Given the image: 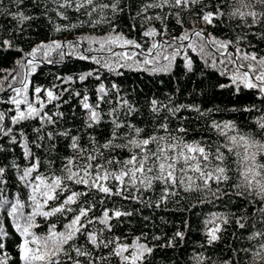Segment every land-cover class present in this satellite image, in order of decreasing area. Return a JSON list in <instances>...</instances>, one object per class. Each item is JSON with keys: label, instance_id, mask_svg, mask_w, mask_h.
<instances>
[{"label": "snow or ice", "instance_id": "6c2138e0", "mask_svg": "<svg viewBox=\"0 0 264 264\" xmlns=\"http://www.w3.org/2000/svg\"><path fill=\"white\" fill-rule=\"evenodd\" d=\"M9 2L17 10L0 0V16L16 24L0 39V59L5 52L17 58L12 68H0V140L6 138L0 143V264H152L157 250L179 248L186 232L178 228L165 239L121 226L140 213L135 205L168 210L193 193L196 203L182 211L216 202L235 211L203 221V251L192 253L191 264H242L241 251L250 258L243 264H264V227H256L264 225V49L255 42H264V0H32L53 33L79 34L48 37L29 50L17 36L39 17L20 8L24 0ZM67 58L94 67L54 74L50 86L34 82L42 65ZM197 60L225 78L217 82L221 90L251 93L252 102L201 109L153 98L150 118L139 126L140 109L118 83L104 82V73L170 74L179 66L193 73ZM75 84L83 91L70 87ZM73 97L80 112L73 108L72 115L82 119L75 133L59 126ZM220 111L247 113L252 121L217 120ZM199 120L202 129L190 127ZM101 126L103 139L95 134ZM17 148L20 156L9 159ZM233 227L235 239L247 232L257 243L229 244L231 257L213 259L207 250Z\"/></svg>", "mask_w": 264, "mask_h": 264}, {"label": "trees", "instance_id": "16d2710c", "mask_svg": "<svg viewBox=\"0 0 264 264\" xmlns=\"http://www.w3.org/2000/svg\"><path fill=\"white\" fill-rule=\"evenodd\" d=\"M5 6L15 12L17 9L14 5H11L9 0H4ZM48 7H52L48 4ZM20 8L27 15H34L39 17L38 19L27 22L24 25L23 36H17V43L25 50H29L34 44L45 40L48 37L54 39H74L79 32L73 33H53L51 25H49L47 19L42 15V7L37 8L33 5L32 0H24V3L20 5ZM49 15H54L49 13ZM0 24L3 28H0V39L8 38V30L13 28L16 24L10 17L0 16ZM87 31V29L82 30ZM258 48L264 49V42L255 41ZM4 59H0V68L10 69L13 66L14 60L17 58V54L14 52H5L3 54ZM94 67L90 63L84 61H77L73 58H67L64 64L61 65H42L38 69L36 76L33 77L34 82L50 86L53 82V75H72L78 74L89 70ZM195 71L193 73H185L182 66L177 67L170 74H151L148 72H130L127 71L123 76L110 75L104 73L105 84L110 86L112 82H116L120 85L122 94H125L136 106L140 109V115L134 119L139 126H145L144 121L150 118L148 112V103L151 99L156 98L163 102H168L171 98L175 103L180 104H195L201 107V109L207 108H220V109H231L233 107H242L245 104L251 103L254 97L251 93L245 92L242 96L237 97L231 94L230 89L221 90L217 86V82H225V78L220 77L214 72H209L202 62L197 60L195 65ZM89 87L94 85V81L89 80ZM65 87H69L65 85ZM70 87L76 88L77 90L83 91L80 84L71 85ZM68 96L65 94V99ZM239 101V103H236ZM4 107L0 105V108ZM52 106L50 105L49 108ZM106 107V106H102ZM75 108L77 113L80 112L78 107V99L72 98L69 104L63 105L62 111L65 112L66 119L60 121L59 126L64 128H71L75 133L78 128L81 127L82 119L80 116L73 117L72 109ZM181 115L195 117V113L183 112ZM214 118L217 120H235L238 124L243 125L244 123H251L252 117L247 114H241L240 112L231 111H220L214 113ZM204 121L199 120L190 127L195 129H202ZM30 131V129H29ZM104 126L95 133L98 138L103 139L99 135L100 132H104ZM0 143H6V138L0 140ZM66 141L61 139L59 143L60 151L63 154L66 149L64 145ZM9 159L13 155L19 157L20 149L17 148L14 153H9ZM23 163V161H20ZM16 189L13 187L11 192H15ZM196 203V194L193 193L189 196L186 201H181L179 206L171 205L168 210H153L152 208L144 207L143 205H135L140 209V213L131 219V223H125L121 226L122 231L134 230L135 234H139L141 230L148 232L149 234L155 233L161 235L165 239L171 237L172 234L179 228L186 232V241L181 242V246L175 250L173 249H159L155 253L152 264H191L190 257L194 251H203L198 246L203 242L204 227L203 221L209 217L212 213L228 212L229 210L235 211V205L222 204L216 202L215 204L206 203L197 205L196 208L191 211H182L181 209L185 206ZM144 216H148L149 220L145 222ZM187 222L188 227H185ZM257 228L264 227V225L257 224ZM11 231V229L9 228ZM234 227L228 230L225 235V240L217 245L209 248L207 254L212 256L213 259L222 257L228 259L233 255L232 251L227 247L231 244L235 248L250 247L257 243V241L249 242L246 237L247 232H244V238L239 240L232 236ZM243 231V230H239ZM251 231V229H249ZM162 241L157 243H162ZM9 252L15 254L14 244L9 241L8 244ZM240 257L243 261H247L250 258L244 253L240 252Z\"/></svg>", "mask_w": 264, "mask_h": 264}]
</instances>
